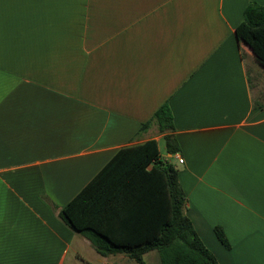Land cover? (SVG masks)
Returning <instances> with one entry per match:
<instances>
[{
	"label": "crops",
	"instance_id": "1",
	"mask_svg": "<svg viewBox=\"0 0 264 264\" xmlns=\"http://www.w3.org/2000/svg\"><path fill=\"white\" fill-rule=\"evenodd\" d=\"M250 5L264 0H0V264L130 262L59 211L150 140L218 262L264 264V62L236 34Z\"/></svg>",
	"mask_w": 264,
	"mask_h": 264
},
{
	"label": "trees",
	"instance_id": "2",
	"mask_svg": "<svg viewBox=\"0 0 264 264\" xmlns=\"http://www.w3.org/2000/svg\"><path fill=\"white\" fill-rule=\"evenodd\" d=\"M236 34L264 62V7L248 6ZM153 120L161 132L174 129L167 106ZM165 142L169 154L179 152L173 136L167 135ZM186 203L179 171L161 158L158 142L150 140L121 149L60 209L59 217L102 257L124 255L147 264L145 255L156 251L159 264H220L186 215ZM215 233L230 250L223 229L217 227Z\"/></svg>",
	"mask_w": 264,
	"mask_h": 264
},
{
	"label": "rangeland",
	"instance_id": "3",
	"mask_svg": "<svg viewBox=\"0 0 264 264\" xmlns=\"http://www.w3.org/2000/svg\"><path fill=\"white\" fill-rule=\"evenodd\" d=\"M129 260H130V259H129ZM127 262H128V263L118 261V264H137V263H136L135 261H133V260H130V262H129V261H127ZM145 262H146L147 264H159L160 261H159L158 253H157L156 251H154V252H150L149 254H147V255L145 256Z\"/></svg>",
	"mask_w": 264,
	"mask_h": 264
},
{
	"label": "built area",
	"instance_id": "4",
	"mask_svg": "<svg viewBox=\"0 0 264 264\" xmlns=\"http://www.w3.org/2000/svg\"><path fill=\"white\" fill-rule=\"evenodd\" d=\"M179 162L182 164L184 160L182 158H179Z\"/></svg>",
	"mask_w": 264,
	"mask_h": 264
}]
</instances>
